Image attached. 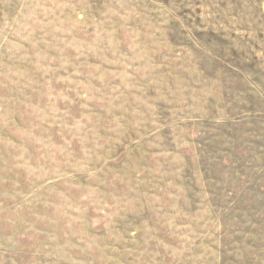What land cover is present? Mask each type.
<instances>
[{
  "label": "rangeland",
  "instance_id": "374dc122",
  "mask_svg": "<svg viewBox=\"0 0 264 264\" xmlns=\"http://www.w3.org/2000/svg\"><path fill=\"white\" fill-rule=\"evenodd\" d=\"M0 264H264V0H0Z\"/></svg>",
  "mask_w": 264,
  "mask_h": 264
}]
</instances>
